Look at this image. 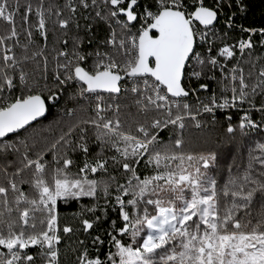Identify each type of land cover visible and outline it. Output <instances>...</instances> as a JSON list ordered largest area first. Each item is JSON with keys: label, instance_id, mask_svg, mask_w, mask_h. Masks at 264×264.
<instances>
[{"label": "snow or ice", "instance_id": "6c2138e0", "mask_svg": "<svg viewBox=\"0 0 264 264\" xmlns=\"http://www.w3.org/2000/svg\"><path fill=\"white\" fill-rule=\"evenodd\" d=\"M248 11L0 0V264H264ZM192 129L217 134L193 147Z\"/></svg>", "mask_w": 264, "mask_h": 264}, {"label": "trees", "instance_id": "16d2710c", "mask_svg": "<svg viewBox=\"0 0 264 264\" xmlns=\"http://www.w3.org/2000/svg\"><path fill=\"white\" fill-rule=\"evenodd\" d=\"M249 4V11L247 13V19L242 21L246 25H254V26H260L264 24V0H248ZM56 110L53 109V112ZM53 117L49 116L48 120H51ZM45 124L48 123V121H44ZM217 134L216 131H208L207 129L203 132H200L198 130L192 129L190 131V137L192 138V146L193 147H199L203 143V138L206 136H215ZM62 210L65 212L70 213L73 209L72 208H63Z\"/></svg>", "mask_w": 264, "mask_h": 264}]
</instances>
